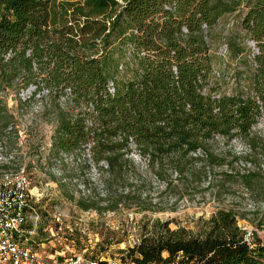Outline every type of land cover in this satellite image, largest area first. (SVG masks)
<instances>
[{
  "label": "trees",
  "instance_id": "obj_1",
  "mask_svg": "<svg viewBox=\"0 0 264 264\" xmlns=\"http://www.w3.org/2000/svg\"><path fill=\"white\" fill-rule=\"evenodd\" d=\"M233 14L242 35L218 44L228 47L224 59L212 34ZM247 39L259 50L252 59ZM30 87V98L50 102L57 157L87 150L115 177L134 170L136 157L170 187L197 163L203 173L225 164L217 139L254 142L264 113V0H0V117L4 95ZM146 235L123 261L264 264V241L247 237L233 211H217L196 235L159 222Z\"/></svg>",
  "mask_w": 264,
  "mask_h": 264
},
{
  "label": "rangeland",
  "instance_id": "obj_2",
  "mask_svg": "<svg viewBox=\"0 0 264 264\" xmlns=\"http://www.w3.org/2000/svg\"><path fill=\"white\" fill-rule=\"evenodd\" d=\"M238 15L224 20V25L233 20L231 28L213 32V50L222 39L242 35ZM234 66L231 62L230 68ZM33 91L30 87L19 95H4L6 112L0 117V174L23 170L38 197L34 206L40 222L26 237L30 249L46 257L83 255L108 264H131L123 261L125 252L147 236L152 224L167 223L170 230L196 235L219 210L233 211L247 237L255 233L264 241V113L251 129L252 144L217 139L214 151L225 164L203 173L197 163L190 175H173L169 187L136 157L134 170L127 169L121 177L106 173L102 164L93 165L87 150L79 157H57L50 102L37 95L30 98ZM235 173L254 176L243 179ZM88 205L94 207L85 210ZM30 229L28 220L25 230Z\"/></svg>",
  "mask_w": 264,
  "mask_h": 264
},
{
  "label": "built area",
  "instance_id": "obj_3",
  "mask_svg": "<svg viewBox=\"0 0 264 264\" xmlns=\"http://www.w3.org/2000/svg\"><path fill=\"white\" fill-rule=\"evenodd\" d=\"M233 25L232 20L225 27ZM245 46L250 53L249 58L258 55V47L253 40L247 39ZM216 54L225 59L228 56L227 45L222 43ZM35 200L38 197L31 193L29 179L23 170L0 174V264H97L98 260L87 259L83 255L46 257L30 249L25 234L33 235L40 222ZM28 220L31 229L26 231Z\"/></svg>",
  "mask_w": 264,
  "mask_h": 264
},
{
  "label": "crops",
  "instance_id": "obj_4",
  "mask_svg": "<svg viewBox=\"0 0 264 264\" xmlns=\"http://www.w3.org/2000/svg\"><path fill=\"white\" fill-rule=\"evenodd\" d=\"M25 237H27V235L25 234Z\"/></svg>",
  "mask_w": 264,
  "mask_h": 264
},
{
  "label": "bare ground",
  "instance_id": "obj_5",
  "mask_svg": "<svg viewBox=\"0 0 264 264\" xmlns=\"http://www.w3.org/2000/svg\"><path fill=\"white\" fill-rule=\"evenodd\" d=\"M34 191V190H33Z\"/></svg>",
  "mask_w": 264,
  "mask_h": 264
}]
</instances>
